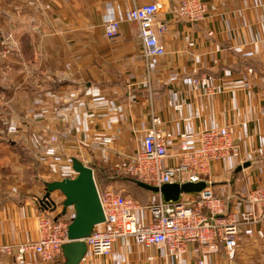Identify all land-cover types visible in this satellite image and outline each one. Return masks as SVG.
I'll return each mask as SVG.
<instances>
[{
	"label": "crops",
	"instance_id": "obj_1",
	"mask_svg": "<svg viewBox=\"0 0 264 264\" xmlns=\"http://www.w3.org/2000/svg\"><path fill=\"white\" fill-rule=\"evenodd\" d=\"M181 1L0 0L1 245L38 239L45 183L72 173L73 157L93 168L101 187L112 186L120 176L114 166L141 147L154 114L174 133L224 126L235 135L239 147L210 177L216 194L234 196L231 210L245 208L247 190L264 184V0H203L200 23L179 15ZM151 3L167 26L158 33L166 54L147 63L138 26L122 22L110 39L104 16ZM196 111L200 118L188 119ZM98 135L113 144L96 143ZM52 136L57 154L49 156ZM253 229L235 261L220 247L205 264H264V221ZM14 249L0 264H42L36 252L18 259ZM81 264H165V257L123 238L111 255ZM181 264L196 263L188 253Z\"/></svg>",
	"mask_w": 264,
	"mask_h": 264
},
{
	"label": "built area",
	"instance_id": "obj_2",
	"mask_svg": "<svg viewBox=\"0 0 264 264\" xmlns=\"http://www.w3.org/2000/svg\"><path fill=\"white\" fill-rule=\"evenodd\" d=\"M158 11L156 3L137 5L124 13L110 11L104 16L106 37L118 36L122 22L135 23L144 47L145 62L162 57L166 48L159 41L158 33L166 31L167 26L156 22ZM178 12L189 21L200 23L207 16L208 8L203 0H182ZM194 83L198 80L194 79ZM218 84L211 86L208 93H215ZM171 105L177 111L184 108L173 97ZM191 115L188 119L200 118L198 111ZM15 130L16 125L11 123L9 131ZM95 140L102 145L114 142L113 137L107 135H98ZM56 141L57 137L52 136L47 155L57 154ZM175 144L178 148L173 150ZM238 147L235 135L228 127H212L200 133H174L166 127L161 116L154 114L142 137L141 147L127 156L125 163H116L115 171L120 176L157 187L200 181H205L207 186L198 193L183 194L178 201H166L159 194L158 200L142 206L112 186L97 185L105 220L85 239L86 256H109L115 242L124 238L159 250L165 257V264H181L188 253L196 264H205L206 257L220 247L230 262L235 261L245 239L253 235V226L264 221V184L247 190L243 198L246 207L238 211L230 209L234 196L218 195L213 190L210 179L213 165ZM76 175L70 173L67 177L75 178ZM54 193L51 195L54 209H45L41 205L45 213L38 221V239L18 247L0 244V256L11 255L17 248L18 259L28 251L36 252L42 264L59 263L64 258L62 245L68 241V229L75 212L69 207L63 214L64 196L60 192Z\"/></svg>",
	"mask_w": 264,
	"mask_h": 264
},
{
	"label": "water",
	"instance_id": "obj_3",
	"mask_svg": "<svg viewBox=\"0 0 264 264\" xmlns=\"http://www.w3.org/2000/svg\"><path fill=\"white\" fill-rule=\"evenodd\" d=\"M72 167L77 173L76 177L46 182V193L40 200L45 209H54L51 195L60 192L64 196L62 213H66L69 207H73L75 212L68 229V241L62 245L64 260L54 264H81L88 252L85 239L92 234L96 225L105 220L93 168L77 157L72 158ZM136 183L146 190L161 194L166 201H178L183 194L198 193L207 186L205 181L167 183L161 187L142 181Z\"/></svg>",
	"mask_w": 264,
	"mask_h": 264
},
{
	"label": "rangeland",
	"instance_id": "obj_4",
	"mask_svg": "<svg viewBox=\"0 0 264 264\" xmlns=\"http://www.w3.org/2000/svg\"><path fill=\"white\" fill-rule=\"evenodd\" d=\"M75 174H76L75 171L71 173V175H75ZM95 179H96L97 185L101 186V183L96 178V174H95ZM112 188L115 190L121 191L122 194L124 195L133 197L142 206H145L155 200L154 194L152 192L150 191L146 193L141 192V190L135 188L131 183L113 182Z\"/></svg>",
	"mask_w": 264,
	"mask_h": 264
},
{
	"label": "trees",
	"instance_id": "obj_5",
	"mask_svg": "<svg viewBox=\"0 0 264 264\" xmlns=\"http://www.w3.org/2000/svg\"><path fill=\"white\" fill-rule=\"evenodd\" d=\"M96 178H97V176H96ZM109 182H111V180H109ZM113 182L131 183L135 188L141 190V192H144V193L149 192V190H146V189L140 187V186L136 183V180L132 179L131 177L125 176V175H123V176H118L117 178L112 179V182H111V183H113ZM107 184H108V183H107ZM109 184H110V183H109ZM150 192H151V191H150ZM63 259H64V258H63ZM63 259L59 260V263L62 262Z\"/></svg>",
	"mask_w": 264,
	"mask_h": 264
}]
</instances>
